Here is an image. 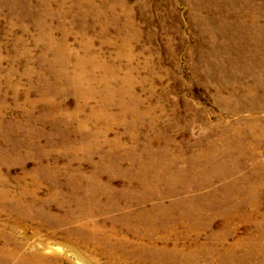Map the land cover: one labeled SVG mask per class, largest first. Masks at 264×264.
<instances>
[{"label": "rangeland", "instance_id": "1", "mask_svg": "<svg viewBox=\"0 0 264 264\" xmlns=\"http://www.w3.org/2000/svg\"><path fill=\"white\" fill-rule=\"evenodd\" d=\"M157 205L264 248V0H0V264H125L91 233Z\"/></svg>", "mask_w": 264, "mask_h": 264}, {"label": "bare ground", "instance_id": "2", "mask_svg": "<svg viewBox=\"0 0 264 264\" xmlns=\"http://www.w3.org/2000/svg\"><path fill=\"white\" fill-rule=\"evenodd\" d=\"M175 191L176 190H174V192ZM184 193H185V190H184ZM180 194H181V192H180ZM156 195H157V193H156ZM157 206H159V205H157ZM157 206H152L150 208L143 207V208L139 209L137 212L131 211L130 213H126L125 215H123V216H125V218H122V217L117 218L118 222L123 220L122 229H121L122 236L120 238V241L112 240L108 236H105V234L103 236H98V235H96V233H91V246L97 247V245L94 243L93 240L95 238H102L103 237V239L105 240V243H106V247L111 248V249H117V250L121 251V253H122L121 259L125 264H130V263L131 264H202V262L204 261V258H206L207 256H210V261L207 264H233V262H232V261H234V259L232 258L233 256H231V258H230V256H229V258H227L228 257L227 256L226 257L227 259H225L223 261L219 258L216 259L215 256H217V254L220 251V250H218V248H220V247H218L219 246L218 244L216 246L208 245L207 243L209 240L207 241V243L203 242L201 240V238H202L201 237V234H202V226L201 225L202 224L200 225V222H199L200 217L197 216L198 217L197 218L196 216H194L195 219L193 220L194 221L193 223L189 222V219L187 216L188 214L186 215V213H183L182 217H179V218L178 217L173 218L170 216L166 217L164 215V213L166 211L170 210L171 208H165L162 205L159 207H157ZM171 206H172V204H171ZM189 207H192V206H189ZM184 210H182V211H184ZM180 213H182V212H180ZM193 214H194V212H193ZM202 215H203V213H202ZM201 217L203 218V216H201ZM131 222H133V224ZM212 224H213V221H212ZM212 224H211V226L214 225V224L213 225ZM92 226L97 227L94 223H92ZM91 230H92V232H95L94 230H97V229H91ZM210 230L212 231V229H210ZM261 235H262V233H260L258 237H261ZM210 236H212V235H210ZM226 239H227L226 237H223V238L221 237L220 240H218V242L223 246L226 242H229ZM254 240H258L257 241L258 243L260 242V240L257 238ZM243 241L238 242V243L236 242V244L238 245V248H239V246H243V245L246 246L245 245L246 242L244 243ZM250 241L251 240H248V242H250ZM256 243H253V241H252L251 246H249L250 248L248 247L249 248L248 253H246L245 257H242V258H245V260L240 259L238 264H264V257H263L264 255L262 253V251H264V248L258 247L259 245H258V243L257 244ZM236 244H232L231 246H229L230 252H228V253L232 254L233 251L235 249H237ZM71 247L73 248V242L71 243ZM223 250H224V248H223ZM103 252L106 253L107 251H103ZM235 253H237V252H235ZM238 253H239V251H238ZM10 255H12L13 257L16 258V261L18 264H27L28 260L26 257H18L16 255H14V253H12ZM222 256H224V255H222ZM56 260H57V257H44L42 254L36 253L31 257L30 261L33 264H50L52 262H55ZM64 262L67 264H70L67 260H64Z\"/></svg>", "mask_w": 264, "mask_h": 264}]
</instances>
